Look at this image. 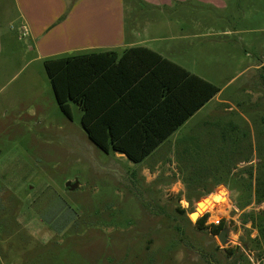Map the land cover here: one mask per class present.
Instances as JSON below:
<instances>
[{
    "label": "rangeland",
    "instance_id": "rangeland-1",
    "mask_svg": "<svg viewBox=\"0 0 264 264\" xmlns=\"http://www.w3.org/2000/svg\"><path fill=\"white\" fill-rule=\"evenodd\" d=\"M184 11L208 34L173 59L229 86L221 99L231 102L202 130L190 128L205 112L190 120L169 141L187 135L141 163L99 150L80 109L72 104L69 119L43 65L26 64L32 57L16 45L19 64L0 73V264H264L252 219L264 223L255 196L264 180V67L249 69L264 61V9ZM228 19L240 32H206ZM254 27L262 50L250 57L238 50ZM210 212L226 223L225 240L197 226Z\"/></svg>",
    "mask_w": 264,
    "mask_h": 264
},
{
    "label": "crops",
    "instance_id": "crops-1",
    "mask_svg": "<svg viewBox=\"0 0 264 264\" xmlns=\"http://www.w3.org/2000/svg\"><path fill=\"white\" fill-rule=\"evenodd\" d=\"M187 6H207L216 10L231 9L233 13L235 9H264V0H0V73L9 72L13 66L19 64H13L16 45L23 48V56L32 57L26 64L39 63L43 65L45 71V63L48 60L107 52L117 53L120 59L130 49H146L221 89L140 162H134L125 152L113 149L112 142L106 151L99 148L83 126L82 109L70 102L71 113L72 104L82 112L83 130L99 150L106 153L112 151L133 163H141L152 154L161 153L168 144L175 142L181 135H187L189 130L169 141L170 137L190 120L205 112L199 123L193 124L190 128V131L197 128L202 130L205 122L211 123L213 112L221 104L231 102L227 99L229 97L221 99L229 86L222 87L173 59L181 57L188 46H193L188 45V41L197 42L203 35L208 34L202 33L201 28L192 26L201 20L188 16L184 11ZM152 12L156 15L152 16ZM168 12L175 16L174 19L167 16ZM246 17L247 14L244 15V18ZM250 17L253 18V15ZM213 23L215 27L206 31L210 32V35L217 37L221 34L240 32L229 19L225 26H219L217 20ZM260 31L261 29L255 27L244 29L242 32L250 38H240L238 51L240 53L244 51L250 57L259 54L262 47L255 35ZM228 47L231 51L234 50L231 44H228ZM263 67L264 61H260L251 64L249 69L256 72ZM232 96L234 95L231 94L230 97ZM184 149L178 152L186 151V148ZM161 163L158 164L159 167Z\"/></svg>",
    "mask_w": 264,
    "mask_h": 264
},
{
    "label": "trees",
    "instance_id": "trees-1",
    "mask_svg": "<svg viewBox=\"0 0 264 264\" xmlns=\"http://www.w3.org/2000/svg\"><path fill=\"white\" fill-rule=\"evenodd\" d=\"M145 50L130 49L120 59L117 53L107 52L45 63L63 113L72 118L70 102L77 104L83 111V126L97 146L106 151L112 142L113 149L125 152L134 162L147 157L221 91ZM255 196L258 202L264 201V180L257 182ZM208 217V213L200 217L197 226L214 236L225 229L224 221L207 226ZM252 219L264 240L263 219Z\"/></svg>",
    "mask_w": 264,
    "mask_h": 264
},
{
    "label": "built area",
    "instance_id": "built-area-1",
    "mask_svg": "<svg viewBox=\"0 0 264 264\" xmlns=\"http://www.w3.org/2000/svg\"><path fill=\"white\" fill-rule=\"evenodd\" d=\"M209 214V213H208ZM222 219L218 216H213V214L210 212L209 217L207 218L206 225L207 226H219L222 223Z\"/></svg>",
    "mask_w": 264,
    "mask_h": 264
},
{
    "label": "water",
    "instance_id": "water-1",
    "mask_svg": "<svg viewBox=\"0 0 264 264\" xmlns=\"http://www.w3.org/2000/svg\"><path fill=\"white\" fill-rule=\"evenodd\" d=\"M66 186L69 188V190L74 191V190L79 188V183L77 180L74 183L69 181V182H67ZM219 235L221 237V240H225V233L224 232H221Z\"/></svg>",
    "mask_w": 264,
    "mask_h": 264
}]
</instances>
